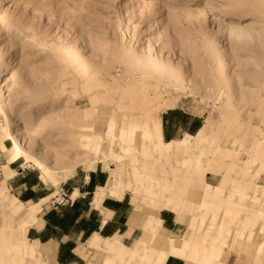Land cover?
Masks as SVG:
<instances>
[{"label": "rangeland", "instance_id": "obj_1", "mask_svg": "<svg viewBox=\"0 0 264 264\" xmlns=\"http://www.w3.org/2000/svg\"><path fill=\"white\" fill-rule=\"evenodd\" d=\"M255 1L0 0V264H104L136 243L148 216L146 229L155 227L160 243L187 234L192 243L210 226L228 252L224 264H264L262 219L255 218L253 240L234 237L233 222L246 215L236 205L213 214L185 193L174 213L153 208L134 182L114 200L110 184L133 181L141 133L153 117L165 141L177 140L163 163L179 172L177 182L199 169L200 184L220 187L223 170L243 171L248 142L264 143V0ZM249 20L253 31L245 30ZM212 143L223 145L213 164ZM250 156L247 171L258 163ZM207 168L221 170L204 174ZM256 181L264 190V167ZM32 202L40 210L26 229L11 210ZM103 220L106 229L93 230ZM113 234L124 235L125 245L109 247L97 236ZM142 251L129 264H139ZM169 256L165 264L187 263Z\"/></svg>", "mask_w": 264, "mask_h": 264}, {"label": "bare ground", "instance_id": "obj_2", "mask_svg": "<svg viewBox=\"0 0 264 264\" xmlns=\"http://www.w3.org/2000/svg\"><path fill=\"white\" fill-rule=\"evenodd\" d=\"M249 4H251V2ZM256 14L255 16L258 17ZM228 16L233 19H238L241 17V14L237 12H230L228 13ZM252 25H253L252 21L250 22L249 20V22H246V24L244 25L246 26L245 30L253 31ZM234 31L236 32V30ZM239 31H240L239 33L242 34L241 31L243 30L240 29ZM251 33L252 35H254L253 34L254 32ZM153 118L150 119L149 128L147 130L142 131L141 133L143 139L140 140V149L138 150L137 153V156L140 157L139 163L137 165L136 163L133 164L130 172L133 181L128 180V182L124 184H122L119 181H113V182L110 181V184H113L118 189L116 198L120 199L122 197L124 190L128 189L130 187V183L134 182L140 188L139 192L143 194L144 198L148 197L152 207L157 208L158 210H170L174 213H178L180 208V202H183L184 200L183 196L185 195V193L189 197L191 196L193 197V195H198L199 200L197 202V205L198 206L207 205L213 214H217L218 208H222L223 205H236L238 210H242L243 212L246 213V215L244 216V219L235 220L233 222L234 225L237 226L236 230H238V232H232L233 236L235 237L236 235L238 236L245 235L249 237V240H253L252 234L255 231L256 220L261 218L262 223L261 226L260 225L258 226L259 227L258 232L261 234V240L264 241V190L259 189L260 187L257 183L258 181H256L257 176H259L260 171L264 167V143L256 145L253 142V140L255 139L254 138L253 140H250V142H248L249 144L247 146H245L246 148L245 151L246 154L248 155L247 159L252 160L250 154L251 155L254 154L256 156V160H258V163L254 168L256 169L258 166L257 170L259 169V171L255 169L247 171L246 165L249 164L248 162L249 160L247 161L245 159L244 164L243 165L241 164L244 169L243 171L239 172L237 175L233 176L232 175L233 173L231 171L226 172L223 170L221 172L223 173L221 177L223 175L224 176L221 179L222 182L220 187L219 186L212 187L208 183L200 184V182L202 181L200 178L202 171H199V169H195L192 170L191 172L189 171L183 174L181 177L184 180L181 182L182 183L181 185V183L177 182L179 172L177 175V170L175 169V167L172 166L171 164L165 167L163 164V163H167L172 155L170 149L171 143L163 141L159 122L154 120ZM80 123L85 126L87 131H91V132L93 131L89 123H85V122H80ZM202 129L203 127L200 128L197 134ZM79 137L83 138V141L86 142L91 141L89 139L90 137H84V136L83 137L79 136ZM13 139L16 145V151L22 152L20 148L21 146L18 140H16V135H13ZM225 143H226L225 145H227V141H225ZM98 146L99 144L96 141H94L91 149L98 152L100 150V149L98 150ZM222 146H223L222 144L221 145L216 144L213 146L214 147L213 156H211L210 159H208L209 162H211V164H213L217 160V157L220 158L219 153L221 151ZM134 147L135 146L131 148L134 149ZM120 149H122L121 146ZM193 156H196L195 158L196 160L201 159L197 157V154ZM241 159L242 158H240L239 160ZM137 160L138 158L136 159V161ZM253 163H254L253 161H250V166ZM167 170H169V172ZM216 170H214L213 168H207L204 169V174H208V173L216 174L221 169L218 168V171ZM168 175H170V178ZM191 178L194 179L193 181H195L196 183L194 182L193 184H191L190 183L192 181ZM228 184L229 186L232 185L234 187L233 192H231V189H223ZM247 203H249L250 205L249 206L246 205ZM259 207L262 208V210L259 209ZM39 210H40V202L39 203L37 202L36 204L30 207H25V206H20V204L18 205L15 204V207L11 210V214L12 216L20 218L21 219L20 222H23L24 226L27 229V227L32 222L35 221ZM193 219H191V223L189 224L188 229L192 230V228L194 227ZM130 220H133L132 217H130ZM151 220L152 219L148 216L146 223L145 221L142 222L141 225L144 227L143 232L140 238L136 241V243L133 246L120 247L114 256H106V258L104 259V264H129L132 258L134 257L135 252L142 248L143 251L139 257L140 259L139 264H164L167 255L182 260H186L187 262L186 264H224V259L227 256L228 252L226 251L224 252V249L226 247L221 246L222 240L220 233L219 234L218 232L211 233L210 226L207 227L209 231L205 230L204 234L193 237L192 243H189V238H188L189 234H187L185 237L181 239H176L168 236L164 238L162 237V239L164 240L160 243V239H161L160 232L157 231L156 234L155 227H149L146 229V227L150 225ZM157 223H159V221ZM151 235L153 236V238H151ZM94 237L97 236H93L89 238L88 245L95 249L98 245V241L96 242L95 241L96 239ZM147 244H149L150 248H146V246H148ZM146 249H148L149 251H147ZM150 249L152 253L153 252L155 253V255L153 256L154 261L152 260V258H150L151 256ZM250 258L247 259L249 260ZM241 261L242 259L240 258L238 262L241 263ZM251 264H263V263H261L259 259L257 260L255 258L252 259Z\"/></svg>", "mask_w": 264, "mask_h": 264}, {"label": "crops", "instance_id": "obj_3", "mask_svg": "<svg viewBox=\"0 0 264 264\" xmlns=\"http://www.w3.org/2000/svg\"><path fill=\"white\" fill-rule=\"evenodd\" d=\"M161 135H162V139L164 138L163 137V133H162V128H161ZM163 141H165L164 139H163ZM174 141H177V140H170V141H165V142H170L171 144H172V146H173V142ZM117 193V192H116ZM124 194V193H123ZM110 196H112V194H109ZM123 196V195H122ZM113 197V199L114 200H117V201H120L121 199H117L116 198V194L114 195V196H112ZM122 198V197H121ZM34 203H36V202H32L31 204H29V205H32V204H34ZM75 205H76V203H75ZM91 208H89V206H87V207H85V209H84V212H85V214L87 215V216H90L91 215V210H90ZM108 210H110V209H108ZM111 212H112V210H110ZM40 219V218H39ZM38 219V221L36 222L37 224H35L36 225V228L40 231V232H42L43 230H42V228H43V223L42 222H40V220ZM47 222V221H46ZM34 224H33V226H31V227H35L34 226ZM107 224H108V222L106 221V220H103V221H100V222H98V223H95L94 224V226H93V230H95V231H97V229H99V230H104V229H106V227H107ZM129 225H131V223L129 224ZM130 227V226H129ZM132 227V226H131ZM128 230V229H127ZM126 230V231H127ZM81 232H83L82 230H81ZM94 234H97V233H94ZM93 234V235H94ZM98 237H99V239H100V241H101V244L107 239H109V241H110V245H109V247H111V246H113V245H115V244H118L117 242L119 241L120 242V244L121 245H123L124 243L122 242V239H123V236L124 235H118V234H113V235H111V236H109V237H102V236H100V235H97ZM37 242V241H36ZM38 243V242H37ZM40 245H45V243L44 244H40ZM125 245V244H124ZM74 250V249H73ZM44 254H47V253H44ZM170 257V256H169ZM175 258V257H174ZM167 259V258H166ZM177 259V258H176ZM165 264V263H164Z\"/></svg>", "mask_w": 264, "mask_h": 264}, {"label": "built area", "instance_id": "obj_4", "mask_svg": "<svg viewBox=\"0 0 264 264\" xmlns=\"http://www.w3.org/2000/svg\"><path fill=\"white\" fill-rule=\"evenodd\" d=\"M64 194V193H63Z\"/></svg>", "mask_w": 264, "mask_h": 264}]
</instances>
